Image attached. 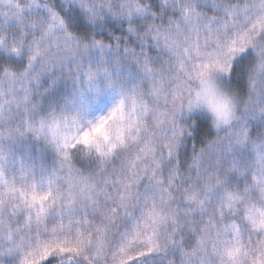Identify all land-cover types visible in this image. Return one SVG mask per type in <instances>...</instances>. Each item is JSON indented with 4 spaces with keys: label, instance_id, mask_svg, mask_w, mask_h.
Instances as JSON below:
<instances>
[{
    "label": "snow or ice",
    "instance_id": "6c2138e0",
    "mask_svg": "<svg viewBox=\"0 0 264 264\" xmlns=\"http://www.w3.org/2000/svg\"><path fill=\"white\" fill-rule=\"evenodd\" d=\"M0 264H264V0H0Z\"/></svg>",
    "mask_w": 264,
    "mask_h": 264
}]
</instances>
